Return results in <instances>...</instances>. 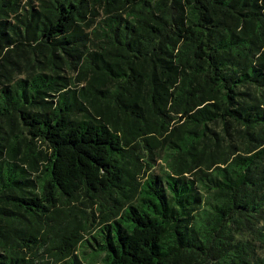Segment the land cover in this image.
Wrapping results in <instances>:
<instances>
[{"label":"trees","instance_id":"obj_1","mask_svg":"<svg viewBox=\"0 0 264 264\" xmlns=\"http://www.w3.org/2000/svg\"><path fill=\"white\" fill-rule=\"evenodd\" d=\"M0 264H264V0H0Z\"/></svg>","mask_w":264,"mask_h":264},{"label":"rangeland","instance_id":"obj_2","mask_svg":"<svg viewBox=\"0 0 264 264\" xmlns=\"http://www.w3.org/2000/svg\"><path fill=\"white\" fill-rule=\"evenodd\" d=\"M158 164H159V163H156V164L154 165V167H153L154 169L152 170L153 173H155V172L157 173V172L160 170V166H159Z\"/></svg>","mask_w":264,"mask_h":264}]
</instances>
